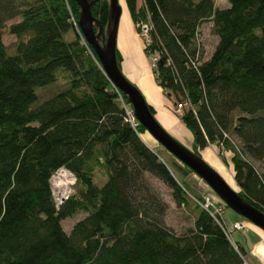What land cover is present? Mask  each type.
<instances>
[{
	"label": "trees",
	"instance_id": "obj_1",
	"mask_svg": "<svg viewBox=\"0 0 264 264\" xmlns=\"http://www.w3.org/2000/svg\"><path fill=\"white\" fill-rule=\"evenodd\" d=\"M225 1L227 9L214 0L124 3L137 33L149 30L144 54L156 60L154 81L180 109L193 152L215 146L227 166L231 153L240 195L264 211V0ZM21 2L0 0V264H245L247 251L222 213L201 209L202 198L193 228L166 225L170 207L147 174L188 207L194 172L167 164L145 144L144 127L127 120L129 102L79 36L76 2ZM88 2L105 28L108 1ZM15 19L10 55L3 35ZM209 23L218 42L205 59L200 31ZM116 59L120 67L118 50ZM59 73L66 87L36 106L37 90ZM60 169L75 184L57 206L50 179Z\"/></svg>",
	"mask_w": 264,
	"mask_h": 264
},
{
	"label": "rangeland",
	"instance_id": "obj_2",
	"mask_svg": "<svg viewBox=\"0 0 264 264\" xmlns=\"http://www.w3.org/2000/svg\"><path fill=\"white\" fill-rule=\"evenodd\" d=\"M18 1V3H17ZM215 1V5H217L218 8L220 9H227L230 4H227V2L225 0H214ZM121 5L123 7V14L120 20V25H119V32H118V39H117V43H118V48L119 50L122 52V56H123V65L126 64V54L124 53L125 48L122 47L123 44V39L124 37L126 38V43L128 42V45L126 47V51L129 54V57H133L134 61L136 62V65H138L137 67H141L143 68L142 71L140 73L137 74H124L126 75L127 78H129L132 82L136 81V79L140 78L141 76L145 77L146 79H149L151 77H153V81H154V76L153 73L151 71L152 67H153V62L152 60H146V56H144V48H145V41L143 36L139 35L135 29L133 28V23L131 20V17L129 15V11H127L126 5L124 3V0H120ZM16 3L20 5L21 7V0H16ZM15 19L11 22L6 23V30L4 32L3 35V43L7 49L8 54L12 55L15 52V44H16V39L14 36L10 35L8 32V26L14 22H16ZM212 24L209 23L205 26H203V28L200 31V38H201V43L203 46V49H205V59H208V57H210L212 55V53L214 52V48L218 42V38H216L213 34H212ZM138 38V39H137ZM74 39V33L73 31H69L68 33H66L64 35V40L66 42H71ZM140 42H139V41ZM125 46V45H124ZM129 71V70H127ZM62 73H59V79L57 81V83L51 87L48 88H44V89H38L37 90V95L39 97V103L37 102L36 106L39 105L44 99L53 96L54 94H56L57 92H60L61 90H63L66 87V83L67 80H63L62 78H60ZM154 84L155 81H154ZM163 94V93H162ZM165 97V96H164ZM158 100L159 98L156 96L155 100ZM165 99H167V97H165ZM168 100V99H167ZM170 101V100H168ZM169 104L171 105V112L174 113V115H179L177 114L179 109L178 106L175 105L174 102H169ZM175 117L177 119H179L178 116ZM180 120V119H179ZM171 133V135L176 138L178 141H180L184 146H186L187 148H192L191 145L188 144L189 140H190V134L188 132V130L186 129V127L184 126L183 130L179 131V134L175 131L172 130H167ZM145 144L150 147L151 149L155 150L157 154L160 155L161 159L164 160L165 162H167V164H174L175 162L178 164L179 160H177L170 152H168L166 149H164L155 139H153V137L149 134L146 133L144 135L143 138ZM215 154H216V158H218V163L219 165L216 163V161L213 158V151L209 152L208 154L212 155V160L207 158L208 155L203 152L202 157L206 160V162L214 169H216L219 174L223 177V179H226V181L228 180L226 174L224 173V171L229 174L232 179H233V183L228 182V184L231 186L232 189H235L237 191L240 192L241 189H239V187L237 186L236 180L234 179V168L230 165V160L232 158L231 153L228 155L227 152H225V157H227V162H228V166L225 165L222 161V157L221 156V152L218 150L217 147L212 146ZM227 153V155H226ZM207 156V157H206ZM258 167H264L263 164H258ZM64 177V176H63ZM147 180L154 186L155 190L161 195L163 200L168 203L170 209L168 211V215L166 218V225H168V227H170L171 229L173 228L178 234H182L183 232L187 231L188 229H191L194 227V220L197 216V213L195 212L196 210V204H195V199L198 198H202L205 196H208L213 202H215V204L217 206H221L220 211L222 212V210L224 209V211L222 212V218L224 223H226L228 225V229H230V231L232 230V227L234 225L237 224H251L253 225L251 222H246L244 218H242L239 214H236L233 210H231L229 207L225 206L222 201L220 200V198L218 197V195L213 192V190H211L208 185L205 183V181L200 180L195 174L189 175L185 181H187V183L190 186V189L193 193L194 196H190L189 201L191 202V205L188 207H179L173 200L172 197V192L171 190H169L162 182L157 181V179H154L152 176L147 174ZM95 182L98 186H102L105 183V174L103 171L98 172L95 175ZM75 188V187H74ZM73 188V189H74ZM223 208V209H222ZM237 223H236V222ZM75 222V219H68L66 222L63 223V226L65 228V230L67 232H69L73 226ZM245 231H238V232H234L233 234V240L236 242L238 241V237H240L239 235L241 233H244ZM239 234V235H238ZM251 255L249 257H247V263L248 264H252L253 263V259L256 260L257 262H259L260 264L264 263V260L261 256L259 255H254L253 253H250ZM257 254V253H256Z\"/></svg>",
	"mask_w": 264,
	"mask_h": 264
},
{
	"label": "water",
	"instance_id": "obj_3",
	"mask_svg": "<svg viewBox=\"0 0 264 264\" xmlns=\"http://www.w3.org/2000/svg\"><path fill=\"white\" fill-rule=\"evenodd\" d=\"M74 1L80 10L78 27L81 35L94 51L110 83L129 102L139 124L179 162L192 170L200 180L205 181L227 207L264 232V211L256 209L240 195V192L232 189L226 179H223L219 172L212 168L203 157L174 138L161 125L158 117L152 114L151 109L154 108L138 85L127 78L119 67L116 51L118 49L119 25L123 14L120 0H107L108 19L105 28L92 16L88 0Z\"/></svg>",
	"mask_w": 264,
	"mask_h": 264
},
{
	"label": "crops",
	"instance_id": "obj_4",
	"mask_svg": "<svg viewBox=\"0 0 264 264\" xmlns=\"http://www.w3.org/2000/svg\"><path fill=\"white\" fill-rule=\"evenodd\" d=\"M133 28L135 31L134 25H133ZM118 51L122 57L121 67H122L123 73L125 72V74L129 75V74H137V73H140L142 71L143 68H141V67H136L133 70L126 71V66H125V64L123 65V56L121 54L122 52H120L119 48H118ZM133 82L136 83L140 87V89L142 90V92L146 96L150 105L153 106V108L157 111L156 117H158V120L163 125V127H165L166 130L169 129V130L175 131L179 134V131L183 130L184 125L182 124V122L179 119H177L175 117L174 113L171 112L172 108H171V105L169 104L170 101L165 99L164 95L162 94V90L158 87L157 84H154L153 77L146 79L145 77L141 76L140 78L136 79V81H133ZM156 96L159 98L158 100L157 99L155 100ZM189 137H190V140H189L188 144L193 147L194 137H192L191 134ZM212 151H213V158L216 161V163L219 165V163H218L219 161H218V158H216V154H215L213 147L208 148L204 151H201L200 155L202 156L203 152H205L208 155V157L207 156L206 157L212 160V155L208 154L209 152H212ZM229 154L230 153H228V155H227V153H226L227 156H229ZM232 158L230 160L231 166H232ZM224 173L226 174V176L228 178L227 181L233 183L232 177L229 174H227L225 171H224ZM245 226H246V229L244 230L245 232L241 233L240 235L238 234L240 236V237H238L239 238L238 241L235 242L233 240V243L241 244L244 247V249L247 251V254L249 256L251 255L250 253H253L256 256L257 255L261 256L264 260V232L261 229H258L257 227H255L254 225H251L249 223L248 224L246 223ZM252 264H260V263L253 259Z\"/></svg>",
	"mask_w": 264,
	"mask_h": 264
},
{
	"label": "built area",
	"instance_id": "obj_5",
	"mask_svg": "<svg viewBox=\"0 0 264 264\" xmlns=\"http://www.w3.org/2000/svg\"><path fill=\"white\" fill-rule=\"evenodd\" d=\"M149 30L147 27H143V33L148 34ZM126 110V116H127V120H129V122L132 123L133 126H136V118L134 115V112L132 110H130L129 108H125ZM180 111V110H179ZM63 176H66V178L68 179L67 183H68V192L65 196H60L58 194V189L56 186V181L59 178H62ZM75 183V179L73 177V175L71 173H69L68 171H66L65 169H60L58 170L55 175L51 178L50 180V184H51V188H52V192L54 194L55 197V201L58 204H61L64 200H66L71 192V187L73 186V184ZM198 204L200 205L202 210H205L209 213H211L213 215V217L217 214V213H222L220 211V209H217L214 202L211 201L209 198L204 197L203 200L199 201ZM245 227L241 224H237L235 226H233L231 232H238V231H242L244 230Z\"/></svg>",
	"mask_w": 264,
	"mask_h": 264
},
{
	"label": "bare ground",
	"instance_id": "obj_6",
	"mask_svg": "<svg viewBox=\"0 0 264 264\" xmlns=\"http://www.w3.org/2000/svg\"><path fill=\"white\" fill-rule=\"evenodd\" d=\"M121 4V2H120ZM122 6V5H121ZM123 8V7H122ZM119 32V31H118ZM123 44L125 45H122L123 48L126 49L127 45H128V42L126 43V38L124 37L123 39ZM124 50V53L126 54L127 58H126V71L127 70H133L135 69L138 65H136V62L134 61L133 57L131 59V57H129V54L127 53V51ZM163 126V125H162ZM68 179L66 178V176L62 177V178H59L57 181H56V186H57V189H58V194L60 196H65L68 192V183H67Z\"/></svg>",
	"mask_w": 264,
	"mask_h": 264
}]
</instances>
